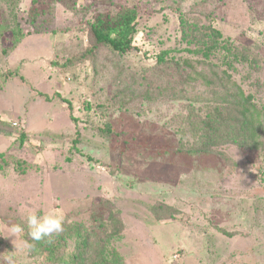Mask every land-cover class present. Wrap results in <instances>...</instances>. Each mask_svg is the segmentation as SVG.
Wrapping results in <instances>:
<instances>
[{
	"label": "rangeland",
	"instance_id": "rangeland-1",
	"mask_svg": "<svg viewBox=\"0 0 264 264\" xmlns=\"http://www.w3.org/2000/svg\"><path fill=\"white\" fill-rule=\"evenodd\" d=\"M198 1L87 0L86 6L95 14L138 5L143 17L133 44L140 50L122 60L131 70L152 65L160 51L185 48L180 13L205 23L209 12L190 13ZM30 3L22 0L18 12L26 35L21 43L10 50L0 37V122L10 124L0 133V264L9 256L14 264H34L20 234L9 236L12 225L24 229L29 212L55 210L66 225L89 229L88 212L103 199L120 210L123 230L110 244L124 264H264V151L256 155L227 144L213 156L176 155L181 139L164 124L184 112L181 103L157 104L139 116L141 106L110 110L103 91L108 74L99 73L122 67L121 59L104 51L68 71L54 66L88 48L85 34L70 30L85 27L82 15L56 5L32 27ZM208 6L223 37L261 45L264 79V0H213ZM245 66L234 74L253 80L244 88L264 106V94ZM57 93L71 102L77 124ZM103 124L123 141L101 135ZM76 132L79 154L69 153ZM75 246L69 241L67 251Z\"/></svg>",
	"mask_w": 264,
	"mask_h": 264
},
{
	"label": "trees",
	"instance_id": "trees-1",
	"mask_svg": "<svg viewBox=\"0 0 264 264\" xmlns=\"http://www.w3.org/2000/svg\"><path fill=\"white\" fill-rule=\"evenodd\" d=\"M21 3L22 0H0V37L10 43V50L16 48L26 36L18 20ZM86 4L87 0H31L30 24L36 27L37 22L44 19L49 14V9L56 5L72 14L79 12L85 27L70 26V30L84 33L89 46L80 56H71L61 61L62 63L55 62L54 66L68 71L88 61L91 56L95 59L105 51L120 58L119 65L123 67V58L129 60L132 51L140 50L133 44L143 17L138 5L132 4L115 13L88 14ZM208 4L213 5V0H200L190 10L195 15L209 12L203 16L205 23L195 18L188 21L187 16L180 13V41L185 44V48L160 51L155 55L152 65L138 69L130 70L126 66L122 68L115 64L111 67V72L106 68L99 73L101 78L103 73L108 74L104 81L108 85L103 91L110 97V110H129L141 106V111L136 109L137 116L151 111L157 104L181 103L180 107L184 112L174 114L164 124L166 129L181 139L175 149L176 155L213 156L220 147L227 144L258 155L264 151V106L257 103L254 93L247 92L244 88L246 82L251 85L253 80L249 77L237 79L234 72L238 66L246 65L250 70L248 75L255 77L254 85L264 94V79L260 77L257 55L261 45L239 36L223 37L212 25L214 17ZM181 53L190 56L177 57ZM94 73H97L96 68ZM96 77L99 76L94 75V79ZM69 78L75 80L76 76L69 74ZM126 78L129 80L128 84H125ZM96 86L100 88L99 82ZM56 95L68 106L72 123L77 124L71 102L59 93ZM85 101L92 103V99L88 97ZM85 107L89 108L87 104ZM164 117L166 114L162 119ZM9 125L1 121L0 133L3 132L1 128ZM103 125L101 129H97L101 135L113 140L119 138L118 142L123 141L109 124ZM24 136L20 134L21 143ZM185 136L189 137L187 141H183ZM79 143L80 135L76 132L75 138L71 140L69 153L79 154ZM122 145L126 147V144ZM87 159L91 160L89 157ZM69 160L68 158L67 161ZM106 202L103 199L97 200V205L93 204L94 211L88 212L87 218L89 229L64 223L62 233L33 241L25 223L20 236L24 243L32 245L30 249L27 248L28 257L34 264H124L110 244L123 230L120 210L114 208L113 203ZM69 241L76 245L72 252L67 251Z\"/></svg>",
	"mask_w": 264,
	"mask_h": 264
},
{
	"label": "clouds",
	"instance_id": "clouds-1",
	"mask_svg": "<svg viewBox=\"0 0 264 264\" xmlns=\"http://www.w3.org/2000/svg\"><path fill=\"white\" fill-rule=\"evenodd\" d=\"M26 226L29 229V236L33 241H41L46 237H51L54 234L58 235L64 231V217L62 214L51 210L42 215H37V211H31L25 218ZM24 229L16 224L10 227V235L16 237L18 234H21ZM8 236V237H9ZM27 247L30 249L32 245L27 244ZM7 264H14V260L11 256L6 258Z\"/></svg>",
	"mask_w": 264,
	"mask_h": 264
},
{
	"label": "built area",
	"instance_id": "built-area-1",
	"mask_svg": "<svg viewBox=\"0 0 264 264\" xmlns=\"http://www.w3.org/2000/svg\"><path fill=\"white\" fill-rule=\"evenodd\" d=\"M14 125H16V124H14Z\"/></svg>",
	"mask_w": 264,
	"mask_h": 264
}]
</instances>
